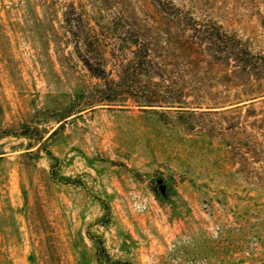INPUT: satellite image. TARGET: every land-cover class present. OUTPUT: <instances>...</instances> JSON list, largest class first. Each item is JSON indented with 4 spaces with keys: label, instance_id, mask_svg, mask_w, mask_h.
Here are the masks:
<instances>
[{
    "label": "rangeland",
    "instance_id": "rangeland-1",
    "mask_svg": "<svg viewBox=\"0 0 264 264\" xmlns=\"http://www.w3.org/2000/svg\"><path fill=\"white\" fill-rule=\"evenodd\" d=\"M175 11L264 56V0H0V264H264V79Z\"/></svg>",
    "mask_w": 264,
    "mask_h": 264
},
{
    "label": "trees",
    "instance_id": "trees-1",
    "mask_svg": "<svg viewBox=\"0 0 264 264\" xmlns=\"http://www.w3.org/2000/svg\"><path fill=\"white\" fill-rule=\"evenodd\" d=\"M155 4L160 7L159 10L161 12L168 14L160 1H155ZM169 14L178 20L184 31L189 33L185 46L193 56L191 57L192 62H199L202 56H206L212 63H217L230 71L229 75L224 76L226 82H244L243 84L248 86L250 90L256 81L259 83L264 79V56L251 52L235 35L223 32L214 24L201 23L190 16L181 15L180 11ZM138 50V54L141 57L138 63L141 64L142 58L148 57L149 54L146 53V49L141 52L138 47ZM86 67L96 77H101L105 72L104 66L100 63L93 66L87 62ZM159 76L161 82L167 81L162 75ZM174 84L176 86L180 84L179 79ZM173 94L172 96H165L162 93L142 95L139 97L138 103L139 105L149 106H155V103L158 102L185 103L184 101H179L182 90L175 91ZM168 99L171 101H165ZM201 100L200 97H197L191 104L201 105ZM183 107L185 106L178 105L177 110L185 111Z\"/></svg>",
    "mask_w": 264,
    "mask_h": 264
},
{
    "label": "water",
    "instance_id": "water-1",
    "mask_svg": "<svg viewBox=\"0 0 264 264\" xmlns=\"http://www.w3.org/2000/svg\"><path fill=\"white\" fill-rule=\"evenodd\" d=\"M164 187H161V189L163 190Z\"/></svg>",
    "mask_w": 264,
    "mask_h": 264
}]
</instances>
